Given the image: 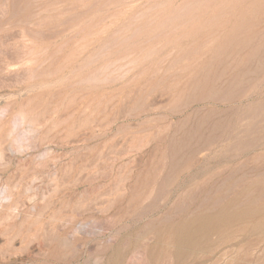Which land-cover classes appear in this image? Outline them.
I'll return each instance as SVG.
<instances>
[{
	"label": "rangeland",
	"instance_id": "obj_1",
	"mask_svg": "<svg viewBox=\"0 0 264 264\" xmlns=\"http://www.w3.org/2000/svg\"><path fill=\"white\" fill-rule=\"evenodd\" d=\"M0 106V264H264V0H0Z\"/></svg>",
	"mask_w": 264,
	"mask_h": 264
},
{
	"label": "clouds",
	"instance_id": "obj_2",
	"mask_svg": "<svg viewBox=\"0 0 264 264\" xmlns=\"http://www.w3.org/2000/svg\"><path fill=\"white\" fill-rule=\"evenodd\" d=\"M6 111L4 106H0V113ZM22 123V117L18 116L14 123V129L12 132L9 133V137L12 140V144L10 145L9 151L13 155L23 154L24 152L28 151L31 146V138L35 135V131L31 125L28 126L27 131L31 133L30 136H25L23 138L16 136V130ZM54 153V149L52 148H45L43 151L38 153L37 159L38 160H45L48 159ZM0 163H3L2 159H0ZM6 186H0V194L6 192ZM0 202H8L7 200H0Z\"/></svg>",
	"mask_w": 264,
	"mask_h": 264
},
{
	"label": "bare ground",
	"instance_id": "obj_3",
	"mask_svg": "<svg viewBox=\"0 0 264 264\" xmlns=\"http://www.w3.org/2000/svg\"><path fill=\"white\" fill-rule=\"evenodd\" d=\"M14 124V123H13ZM14 127V126H13ZM10 133V132H9ZM181 251H183V249H181Z\"/></svg>",
	"mask_w": 264,
	"mask_h": 264
}]
</instances>
